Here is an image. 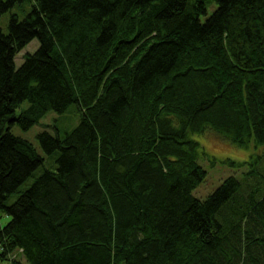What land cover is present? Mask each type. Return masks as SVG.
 I'll return each mask as SVG.
<instances>
[{"label": "trees", "instance_id": "1", "mask_svg": "<svg viewBox=\"0 0 264 264\" xmlns=\"http://www.w3.org/2000/svg\"><path fill=\"white\" fill-rule=\"evenodd\" d=\"M26 2L0 28V258L264 264L259 166L192 194L194 135L264 147V0H0V14ZM72 103L75 127L36 134L56 156L34 176L43 157L10 125Z\"/></svg>", "mask_w": 264, "mask_h": 264}, {"label": "rangeland", "instance_id": "2", "mask_svg": "<svg viewBox=\"0 0 264 264\" xmlns=\"http://www.w3.org/2000/svg\"><path fill=\"white\" fill-rule=\"evenodd\" d=\"M215 2H211L207 9L206 15H209L215 8ZM29 8V3L24 5H14L8 10L0 14V28L3 32L7 30V21L10 13H16L19 17H22L23 12ZM204 19V18H202ZM37 39H32L28 42L14 57L15 65L18 66L23 60V54L25 52H32L37 47ZM27 102L24 101L19 107L15 109L17 115L20 109L26 107ZM81 112L78 109L76 103H72L68 109L62 113L48 110L42 115L39 120L32 124L27 129H22L16 123L10 125L9 130L18 136H21L29 140L36 148L38 153L43 157V164L40 165L34 172V176L42 171L43 168H55L54 158L56 153L52 155L45 154L36 138V134L42 130H47L50 134H62L63 131H67L79 122ZM198 142V162L206 171L205 177L199 182V184L192 189V194L199 198L204 199L209 195L221 182L228 176L236 177L237 179H243L244 172L253 166L255 163L257 167L261 168V172L264 173V147L255 146L252 142L247 146H240L236 143L230 142L227 139H221L211 131L204 132L203 134L193 136ZM260 158L254 162L253 158ZM228 160H232L235 163L243 162L240 164L229 163ZM259 163V164H258ZM33 177H29L20 187V189L26 187ZM255 181V179H254ZM257 181V180H256ZM15 196L10 198L12 201ZM9 220V216L0 212V226L5 224ZM9 258H0V264H9ZM24 264H28L23 261Z\"/></svg>", "mask_w": 264, "mask_h": 264}]
</instances>
